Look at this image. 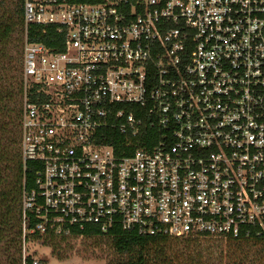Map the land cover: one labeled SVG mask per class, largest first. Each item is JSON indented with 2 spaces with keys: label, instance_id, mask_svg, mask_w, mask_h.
<instances>
[{
  "label": "built area",
  "instance_id": "1",
  "mask_svg": "<svg viewBox=\"0 0 264 264\" xmlns=\"http://www.w3.org/2000/svg\"><path fill=\"white\" fill-rule=\"evenodd\" d=\"M23 9L63 37L24 41L20 151L38 164L24 236H264V0Z\"/></svg>",
  "mask_w": 264,
  "mask_h": 264
},
{
  "label": "trees",
  "instance_id": "2",
  "mask_svg": "<svg viewBox=\"0 0 264 264\" xmlns=\"http://www.w3.org/2000/svg\"><path fill=\"white\" fill-rule=\"evenodd\" d=\"M6 1L0 0V264H33L34 255L27 250L29 242L49 246L54 256L67 260L69 257L66 250L72 248L71 241L79 239L80 234H84L83 238L106 237L111 240L117 256L109 264H221L224 258L230 264H245L251 255H256L253 259L255 263H263L264 249L253 250L258 245L264 248V236L258 235L256 228L252 229L249 236L235 239L204 238L225 241L227 250L214 243H208L204 247L200 242L192 245L195 243L192 242L194 239L200 240L199 237L174 238L188 241L187 246L175 249L169 245L172 239L170 237L140 235L134 230L120 228L102 234L92 224L76 232L77 236L73 237L46 235L38 231L23 235V195L25 189L32 188L38 166L36 162H28L25 168L20 151L24 41L27 37L29 40L62 48L63 37L56 32L54 26H47L46 33L41 25L30 23L26 26L24 0H11L15 2L16 9L9 12ZM53 37H58L59 44ZM11 47L19 48L20 55H10ZM109 142L111 141L108 140ZM28 226L32 228L34 223ZM216 254L218 257H215Z\"/></svg>",
  "mask_w": 264,
  "mask_h": 264
},
{
  "label": "rangeland",
  "instance_id": "3",
  "mask_svg": "<svg viewBox=\"0 0 264 264\" xmlns=\"http://www.w3.org/2000/svg\"><path fill=\"white\" fill-rule=\"evenodd\" d=\"M5 5L9 11H13L16 9L15 2L11 0H7ZM17 38V35H15ZM19 48L11 47L9 52L10 55L16 54V56L20 55L18 53ZM22 55V52H21ZM200 240L194 239L195 242L192 245H197L196 243L200 242L201 246H205L208 243H214L218 245H222V248L227 250V244L225 241H216L213 239H204L199 238ZM72 248L67 249V255L69 259L60 260L56 256L52 254L51 247L45 246L38 242H29L27 244V250L29 254H33L36 257L47 259L49 264H109L110 261L116 258V253L112 247L111 240L106 237H91V238H79L71 241ZM188 241L186 239H174L172 238L169 242L175 249L182 248L187 246ZM192 247V246H191ZM262 248L260 245L253 247V250ZM225 253V252H224ZM256 255H251V257L247 260L245 264H264L263 263H255L253 260ZM218 257V254L215 255ZM219 264V262H216ZM221 264H230L226 258L221 262Z\"/></svg>",
  "mask_w": 264,
  "mask_h": 264
}]
</instances>
